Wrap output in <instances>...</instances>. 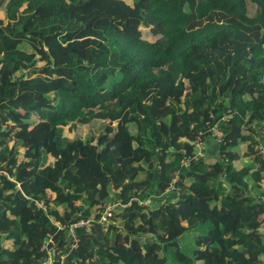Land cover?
I'll use <instances>...</instances> for the list:
<instances>
[{"label": "trees", "instance_id": "16d2710c", "mask_svg": "<svg viewBox=\"0 0 264 264\" xmlns=\"http://www.w3.org/2000/svg\"><path fill=\"white\" fill-rule=\"evenodd\" d=\"M262 129L264 0H0V264H264Z\"/></svg>", "mask_w": 264, "mask_h": 264}, {"label": "built area", "instance_id": "2783aa9c", "mask_svg": "<svg viewBox=\"0 0 264 264\" xmlns=\"http://www.w3.org/2000/svg\"><path fill=\"white\" fill-rule=\"evenodd\" d=\"M230 117L231 116L228 115L226 112L222 115L220 121L226 122L229 120ZM210 136H212V137L215 136L217 139V142L220 141L221 132L219 131L217 126L212 127ZM261 137H264V129L261 132ZM207 143H208L207 137H204L203 132L200 131L195 136V138L193 140V157L194 158H197V157L202 158L205 156L204 149L206 148ZM262 145L263 144L260 143L259 149H260L262 156L264 157V148ZM190 161H191V157H186L184 160H182L180 169L187 168ZM158 168H159V166H158ZM173 181L171 182L170 186L166 189V191L168 193L172 192L173 194H176L177 192H176V189L173 185ZM139 203L142 205H146V204L151 205L152 204L150 202V199H147L144 196L139 198ZM38 206L44 207V204L42 202H40V203H38ZM120 206H122V205H120L117 201H112V202L111 201H104L101 204V208H100V210H98V213L95 217H92L90 219H81V220H78L77 222H75L74 224L69 225L68 226L69 230H68L67 234H69V236H70V247L74 248L77 246V243H78V241L75 237V232H74L75 227H82V226L89 227L92 225L91 220L96 221L97 223L103 225L104 227H108L113 223L112 217H113L114 211L117 208H119ZM48 253H49L50 259H54L56 257L57 251L55 250V248H51V249H48ZM59 258L61 259V261L63 260V256H59ZM50 259L48 260V264L50 263Z\"/></svg>", "mask_w": 264, "mask_h": 264}, {"label": "rangeland", "instance_id": "374dc122", "mask_svg": "<svg viewBox=\"0 0 264 264\" xmlns=\"http://www.w3.org/2000/svg\"><path fill=\"white\" fill-rule=\"evenodd\" d=\"M142 33L145 37L151 38L150 32L148 30V28H142ZM26 47V45H24ZM24 46H22V48H24ZM105 122L101 121L99 119H94L89 123H85V124H80V123H76L74 124L71 128H69V124H67V126H65L64 129V133L65 135L69 138V139H74L75 137H81L84 139H89V138H96V136L102 132L103 127H104ZM130 130L131 132L135 133L136 128L134 124L130 125ZM11 145V142L9 143ZM24 153V151H22ZM23 153L21 155V157L19 156V159L23 158ZM240 162L236 161V165H239ZM47 195L49 196H53V194L50 191L46 192ZM170 195H173L172 193H169ZM169 194H163L160 195V197H155V195L159 196V193H155V191H152V196L149 195L147 196V199H162L163 197H168ZM68 228H66V232H68ZM188 235L190 236L191 233H188ZM196 243H195V237H183L181 240V248L183 251H185L187 254L192 255V251H193V247H195Z\"/></svg>", "mask_w": 264, "mask_h": 264}, {"label": "clouds", "instance_id": "9594fccd", "mask_svg": "<svg viewBox=\"0 0 264 264\" xmlns=\"http://www.w3.org/2000/svg\"><path fill=\"white\" fill-rule=\"evenodd\" d=\"M253 126V125H252ZM263 130V129H262ZM245 133H247V134H249V132H248V130H246V132ZM253 137L256 139V137H257V133L256 132H254L253 134ZM195 138V137H194ZM214 138V143H213V149H214V151L216 150V148L218 147V142H217V139H216V137L214 136V137H212V136H209V137H207V139H208V141L209 140H212ZM194 140V139H193ZM192 143V145H193V141L191 142ZM192 158H194V157H191V159ZM197 158H199V157H197ZM202 158H204V157H202ZM185 159V158H184ZM183 159V160H184ZM182 162V161H181ZM191 162V161H190ZM189 165H190V163H189ZM189 165H188V167H189ZM181 166V165H180ZM187 167V168H188ZM157 168H158V166H157ZM187 168H185V169H187ZM185 169H180V171H184ZM169 193H172V192H169ZM166 194H168V192L166 191ZM173 194V193H172ZM149 195H152V191H150V193H149ZM141 197H143V195L141 196ZM145 198H147V196H144ZM155 197H160V193H159V196H157V195H155ZM140 198V197H139ZM165 197H163L162 199H164ZM107 201H117V190H112L111 191V194H110V199H108ZM104 202V201H103ZM40 203V202H39ZM43 203V202H42ZM119 203V202H118ZM120 204V203H119ZM149 205V204H148ZM151 206H152V204H151ZM118 210V208L114 211V214H115V212ZM114 214H113V217H114ZM113 217H112V219H113ZM64 227V229H65V231H66V228H68L67 226H63ZM109 227V226H108ZM104 228H107V227H104ZM67 233V232H66ZM60 256H63V255H60ZM64 258V257H63Z\"/></svg>", "mask_w": 264, "mask_h": 264}, {"label": "crops", "instance_id": "0c3cea01", "mask_svg": "<svg viewBox=\"0 0 264 264\" xmlns=\"http://www.w3.org/2000/svg\"><path fill=\"white\" fill-rule=\"evenodd\" d=\"M213 143H214V138L212 140L208 141L206 148L204 149V154H205L204 158L206 157V158L210 159V157L214 156ZM262 144L264 145V142ZM22 151H24V150H22ZM206 161L209 162L208 160H206ZM238 161L240 162V164L236 165L237 167L241 166L244 162H246L245 159L244 160H238Z\"/></svg>", "mask_w": 264, "mask_h": 264}]
</instances>
